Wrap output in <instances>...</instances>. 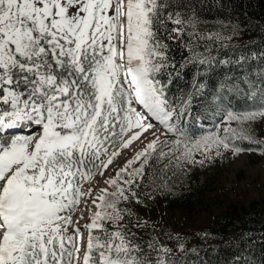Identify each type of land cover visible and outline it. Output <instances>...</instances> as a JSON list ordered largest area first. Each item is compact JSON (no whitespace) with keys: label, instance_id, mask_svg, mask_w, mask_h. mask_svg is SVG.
Returning <instances> with one entry per match:
<instances>
[{"label":"snow or ice","instance_id":"6c2138e0","mask_svg":"<svg viewBox=\"0 0 264 264\" xmlns=\"http://www.w3.org/2000/svg\"><path fill=\"white\" fill-rule=\"evenodd\" d=\"M206 2L225 7L0 0V264H208L186 243L144 241L132 228L147 222L131 207L157 164L159 173L225 152L264 154V52L221 59L238 33L225 34L223 21L206 30L197 7ZM137 141L147 143L106 176ZM229 264L256 261L239 250Z\"/></svg>","mask_w":264,"mask_h":264},{"label":"trees","instance_id":"16d2710c","mask_svg":"<svg viewBox=\"0 0 264 264\" xmlns=\"http://www.w3.org/2000/svg\"><path fill=\"white\" fill-rule=\"evenodd\" d=\"M221 3L225 7L219 10L208 2L202 9L199 5L197 6L199 15L204 21L202 26L206 30H221L220 22L223 21L226 25L222 29L225 34H230V31L235 28L236 31H247L248 36L241 42L224 41L228 48L220 49L219 57L236 59L241 54L251 55L264 52V0H221ZM232 46H235V50H232ZM180 51L174 48V54L177 57ZM256 63L252 61L253 66ZM195 71L194 68L189 69L184 79L179 82V87L187 88L191 84ZM224 72L223 67L218 68L211 74L209 83L215 87ZM233 104L240 107L242 102L233 100ZM195 110L199 111V106ZM241 146L248 147L246 142L241 143ZM163 167L164 164L161 163L151 170L155 184L144 188L143 191L148 195L141 196L142 204L131 206L134 213L132 219L147 222L148 227L139 230L132 228L129 224L132 231H138L144 241L153 237L158 238L160 242L162 239L157 226L147 219L146 211L158 208L162 212L180 209L191 215L204 197L205 185L192 182L187 167L158 173V170ZM148 196L153 198H148ZM191 231L185 229L184 233L179 235L180 239L175 240L173 246L183 242L189 248L196 247L200 250V256L206 259L208 264H229L239 250H247L256 264H264V198L252 200L246 207H241L239 210L235 205L223 215H216L209 227L199 231L198 235L190 240ZM204 233L208 234V238H202ZM225 241L230 243H225ZM190 259H195V257L192 256Z\"/></svg>","mask_w":264,"mask_h":264},{"label":"rangeland","instance_id":"374dc122","mask_svg":"<svg viewBox=\"0 0 264 264\" xmlns=\"http://www.w3.org/2000/svg\"><path fill=\"white\" fill-rule=\"evenodd\" d=\"M236 32L238 34L233 36L232 42L243 41L248 36L247 31ZM257 130L261 131L259 128ZM151 138L149 134V139ZM146 143L147 141L144 143L137 141L131 148L123 150L113 165L109 167L106 176H114L116 171H119L126 161L131 159L135 152L141 150ZM200 158L197 156V159ZM186 167L190 170L192 182L205 185L204 197L191 215L180 209L162 212L158 208L146 211L148 219L155 220L162 243L173 246L176 239L170 240L169 236L181 235L185 229L192 230L195 236V231L209 227L216 215H223L235 205L239 210L241 207H246L252 200L264 198V154L242 152L234 156L231 152H225L222 157L205 161L204 165ZM96 179L100 181L97 191L100 187L106 186L103 183L105 177L97 175ZM93 184L95 185V181ZM88 207L91 208V205L89 204ZM90 214V212L85 214V219L81 220V224L87 222V216Z\"/></svg>","mask_w":264,"mask_h":264},{"label":"bare ground","instance_id":"6f19581e","mask_svg":"<svg viewBox=\"0 0 264 264\" xmlns=\"http://www.w3.org/2000/svg\"><path fill=\"white\" fill-rule=\"evenodd\" d=\"M163 138V137H162Z\"/></svg>","mask_w":264,"mask_h":264}]
</instances>
